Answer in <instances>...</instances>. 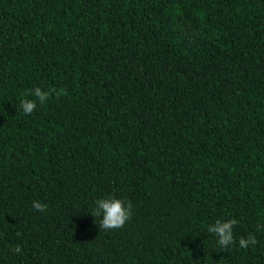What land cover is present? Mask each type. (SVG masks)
Listing matches in <instances>:
<instances>
[{
    "label": "trees",
    "instance_id": "trees-1",
    "mask_svg": "<svg viewBox=\"0 0 264 264\" xmlns=\"http://www.w3.org/2000/svg\"><path fill=\"white\" fill-rule=\"evenodd\" d=\"M0 264H264V0H0Z\"/></svg>",
    "mask_w": 264,
    "mask_h": 264
}]
</instances>
